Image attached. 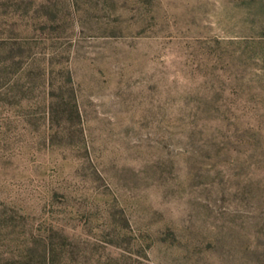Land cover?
Returning <instances> with one entry per match:
<instances>
[{
  "label": "rangeland",
  "instance_id": "374dc122",
  "mask_svg": "<svg viewBox=\"0 0 264 264\" xmlns=\"http://www.w3.org/2000/svg\"><path fill=\"white\" fill-rule=\"evenodd\" d=\"M0 264H264V0H0Z\"/></svg>",
  "mask_w": 264,
  "mask_h": 264
}]
</instances>
